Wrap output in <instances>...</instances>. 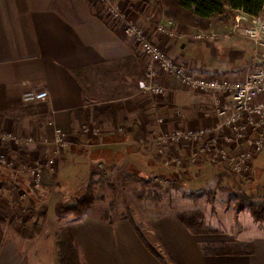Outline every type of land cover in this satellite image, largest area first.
I'll use <instances>...</instances> for the list:
<instances>
[{
	"label": "crops",
	"instance_id": "0c3cea01",
	"mask_svg": "<svg viewBox=\"0 0 264 264\" xmlns=\"http://www.w3.org/2000/svg\"><path fill=\"white\" fill-rule=\"evenodd\" d=\"M113 1L129 21L149 14L147 1ZM99 4V0H0V131L16 136L30 132L38 140L39 136L44 138V143L51 142L54 127L66 131L65 159L62 165L58 163L57 174L44 172L42 187L46 189L55 176L57 186L67 180L63 177L67 170L80 171L84 180L93 173L96 180L122 178L124 172H131L129 167L145 172L153 165L149 160L151 150L135 145L137 134L146 131L136 133L139 123L143 124L142 111L155 110L154 100L137 93V80L145 63L135 55L120 24L110 23ZM162 7L161 14H168L167 5ZM242 14L235 11L234 20L226 23L210 20L206 30L212 33L210 37L197 39L198 30L189 27L190 33L178 38L162 34L154 39L193 75L239 80L248 74L256 56L254 43L235 27V19ZM159 17L177 23L170 17ZM156 80L168 91L158 104L159 111H174L169 109L173 105L191 118V111H202L216 97L190 95L171 75ZM39 92H47L41 101L27 105L22 102L25 94ZM89 98L96 104H88ZM91 116L101 129L95 144L91 133L81 130L82 123ZM186 125H193L190 119ZM41 143L39 147H17L20 163L44 160L45 145ZM166 177L170 180L169 173ZM27 178L15 176L8 169L0 171L1 182L12 183L11 187L0 188V264H57L56 230L50 231L45 225L30 238L16 216L32 197ZM108 213V200L96 198L71 223L85 264H162L145 243L166 254L171 264H264V236L242 241L214 237L190 232L173 212H150L140 221L133 213L144 239L141 241L126 219L110 221L105 218ZM239 242L250 243L251 252H204L210 246Z\"/></svg>",
	"mask_w": 264,
	"mask_h": 264
},
{
	"label": "rangeland",
	"instance_id": "374dc122",
	"mask_svg": "<svg viewBox=\"0 0 264 264\" xmlns=\"http://www.w3.org/2000/svg\"><path fill=\"white\" fill-rule=\"evenodd\" d=\"M144 1L149 3V14L147 16L143 15V17H140L141 20L137 21H128V15L118 8L113 0H102L104 5L100 3L99 9L103 15L106 14L107 16L110 14V6L117 8L124 17L120 25V29H123L124 33L125 27L129 26L128 22H131L145 33L149 41L158 45L165 52L162 45L154 39V36L162 35L156 31V27L164 22L159 16L162 15L164 19L169 17L168 14H161L162 4L173 0ZM141 5L143 4L141 3ZM254 17H260L264 21V9L262 13ZM247 18L248 20H235V24L239 25V27H235L241 30L242 34L245 27L252 25L251 16L247 15ZM232 19L234 20V15L230 16L228 21ZM109 21L110 23L113 22L112 19H109ZM173 23L176 31L171 38H178L190 33L189 31L187 33L180 31L178 24ZM194 29L198 30L195 34L204 33L205 37L212 36V33L206 30ZM243 36L246 37L245 35ZM131 45L135 55L145 63V67L137 80V93L154 100L155 103L154 111L149 113L142 111L143 114L140 113V117H143H141V123L143 122V124L138 122L139 128L136 129V133L143 129H146V131H141L137 134L135 145L137 144L143 149L151 150L149 160L153 165L146 167L145 172L143 171L144 173L142 170L134 169L136 167H129L128 169H131V172H124L125 175H121L122 178L112 177L104 179L101 177L96 179L93 185L95 198L108 200L110 219L124 216L128 206L131 209L133 207L135 210L133 213L137 221L143 220L147 215H151L150 212L152 214L173 212L176 215L185 212L194 214L195 219L201 221L202 227L206 230V232L201 234H211L214 237L228 236L239 241L252 238L253 236H264V123L259 126L262 135H259L260 132L247 131L244 135L239 136L238 133H234L225 126V121L232 111L223 115H217V111H214L216 100L225 104L230 100L229 97L193 89L177 78L175 79L179 81L182 89H185L190 95L199 94L206 98L210 95H216L213 103H207L202 111H191L193 114L191 118L186 116L187 114L184 111H176L173 105H170L169 109H174V111H159L160 106L158 104L161 103L162 97L168 96V91L161 83L157 82L156 78L166 74L159 69L156 62L151 61L149 57L137 51V47L132 41ZM262 51H264V47ZM255 54L257 53L254 52ZM257 61L255 56V59L249 65L248 71L252 69ZM178 64L182 65L180 62ZM150 71H155L152 78L147 76ZM89 76L92 78L91 75ZM242 79L240 78L239 80ZM140 82L145 83L144 85L153 84L161 89L163 88V91L154 93L145 90L139 85ZM22 99H24V96ZM89 100L91 101L88 104H96L97 102L91 98ZM39 101L41 100H23L22 102L27 105ZM120 112L130 114L128 111ZM196 113L197 119L196 115L194 117ZM188 119L193 124L191 127L186 125ZM241 120L246 121L247 117H244L243 120L242 116ZM163 127H167V129L162 130ZM81 130L85 133H91L92 138H94L92 141L94 144L101 133L95 116H91L87 123L84 121L81 125ZM231 134L232 138L240 139L241 141L233 143L232 148H226V136ZM39 138L40 140L36 139L34 134L30 132L20 133V135L16 136L0 131V147H4L3 151L0 150V171L8 169L15 176L19 174L26 175L30 185L27 189L31 193V198L35 201L31 206L29 198V205L26 209L20 214L16 215L14 213L20 217V226L24 228L28 237L32 231L34 232L39 228L43 230L42 228L45 225L48 230H56V232L65 225H71L75 220V216L72 213L62 212L56 214L53 209L58 202L75 203L77 196L74 192L77 193L78 187L82 184V179L84 180L85 178V175H82L80 171L75 169L73 171L67 170L63 173V177L67 178V180L60 182L57 186V176H55L52 179L53 183L47 189L44 185L42 187L45 171H49L54 175L57 174V165L59 162L61 164L65 159L68 142L66 140V131L59 126L54 127L50 143H44L46 140L41 136ZM249 138L259 140V149L252 152V154H245L246 156L243 159L238 156L233 160L236 163L234 164L232 159L231 161L229 160L230 156L228 154L233 151L235 153L246 151L250 147L247 143ZM229 141L231 142L232 140L229 139ZM11 143L16 146L13 147ZM39 143L45 145L46 157L44 160L38 159L21 164L20 157L16 156V150H19L18 148L20 147H39ZM248 151H250V148ZM168 173L170 180L166 177ZM83 182V185H85L87 178ZM10 184L12 183H8L7 180L6 184H4V180L3 182L0 180V188L6 185L11 187L12 185ZM238 193L240 195L243 194L240 201L236 197ZM247 199L254 202L255 206H257L255 208L257 209V215L260 217L259 220L252 214ZM240 203L242 206H240ZM29 207L33 210L34 215L29 222H26L28 221L26 217L29 215ZM41 212H44L45 216L39 214ZM34 222L36 224L35 228L32 226ZM26 223L29 224L26 225ZM27 226L28 229L26 228ZM159 252L162 253L161 250Z\"/></svg>",
	"mask_w": 264,
	"mask_h": 264
},
{
	"label": "built area",
	"instance_id": "2783aa9c",
	"mask_svg": "<svg viewBox=\"0 0 264 264\" xmlns=\"http://www.w3.org/2000/svg\"><path fill=\"white\" fill-rule=\"evenodd\" d=\"M103 4L102 0H99ZM104 5V4H103ZM104 7V6H103ZM110 14L107 17L113 20L112 24H122L124 20L122 13L115 7L110 6ZM244 15V16H243ZM237 17V21L240 19L248 20L247 15L243 14ZM235 19V20H236ZM252 19V20H251ZM252 25L247 26L243 30V35L254 43L256 49L257 62L253 65L252 69L242 80H232L228 78H209L205 76L197 77L188 71L183 65L175 62L167 53L162 51L160 47L153 42L149 41L145 33L138 28L135 24L128 22L129 26L125 27V35L130 39L137 47L142 55L150 58L151 61L158 64L159 69L167 74L179 79L182 83L188 85L193 89H198L204 92H210L213 94L218 93L219 95H225L230 100L223 104L216 100L214 111H217V115H223L226 112L232 111L230 116L225 121V126L230 128L234 133L238 135H244L245 132H260V125L264 123V21L260 17H251ZM129 21V20H128ZM239 27V25H236ZM156 31L160 34L173 36L176 27L173 21L168 20L156 27ZM197 39H202L206 35L204 33H197ZM213 36V35H212ZM260 52V53H259ZM155 71L147 73L148 78H152ZM145 83L140 82L139 85L145 89L154 93H160L161 89L153 84L144 85ZM47 92L39 93H27L24 95L26 101L29 100H42L46 97ZM247 117L246 121H242L241 117ZM239 121V122H238ZM225 147L232 148L233 143L240 142V139L226 136ZM229 139L232 141L230 142ZM248 149L241 153H229V160L232 162L238 156L245 158V154L254 152L259 149L260 142L256 138H249L247 140ZM236 164L235 162H233Z\"/></svg>",
	"mask_w": 264,
	"mask_h": 264
},
{
	"label": "trees",
	"instance_id": "16d2710c",
	"mask_svg": "<svg viewBox=\"0 0 264 264\" xmlns=\"http://www.w3.org/2000/svg\"><path fill=\"white\" fill-rule=\"evenodd\" d=\"M169 9L168 16L178 23V29L182 32L187 33L189 27L199 28L207 30L210 27V20L214 19L219 23H226L230 16L234 15L235 11H240L249 16H258L262 13L264 9V0H173L165 3ZM94 174L91 173L87 177V182L82 185L77 190L76 202L72 204L58 203L54 207V212L56 214L62 212H70L74 216H81L84 214L86 209L92 204L96 199L93 193V185L95 180L93 179ZM240 193L236 195L238 200L241 199ZM250 205L251 212L256 219L259 220L257 215V206L255 203L247 199ZM33 198H30V205L34 204ZM240 206L242 204L240 203ZM256 207V208H255ZM241 208V207H240ZM29 215H27L26 222H29L32 218L33 210L29 207ZM39 214H43L41 212ZM109 213L106 214L105 218L108 220H113L109 218ZM194 214H189L182 212L177 214V218L184 224L186 228L192 233H203L206 232L202 227L201 221L195 219ZM126 219L133 227L134 231L138 235L141 241H144L143 236L139 227L133 217V210L128 206L125 215L122 216ZM33 228H35V222L32 223ZM41 231L39 228L36 231H32L29 237L34 236L33 234H38ZM212 232V231H209ZM208 232V233H209ZM214 232V231H213ZM56 238V248H57V264H85L83 260L80 244L76 236L73 225H65L60 228L55 234ZM146 248L157 258L162 264H171L170 260L164 257L166 254H162L156 251L155 248L145 243ZM205 253H212L217 255L224 254H249L251 252L250 243H221L216 246H210L204 249Z\"/></svg>",
	"mask_w": 264,
	"mask_h": 264
}]
</instances>
